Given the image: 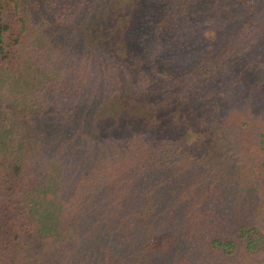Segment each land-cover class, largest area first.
<instances>
[{
	"label": "trees",
	"instance_id": "trees-1",
	"mask_svg": "<svg viewBox=\"0 0 264 264\" xmlns=\"http://www.w3.org/2000/svg\"><path fill=\"white\" fill-rule=\"evenodd\" d=\"M0 264H264V0H0Z\"/></svg>",
	"mask_w": 264,
	"mask_h": 264
}]
</instances>
